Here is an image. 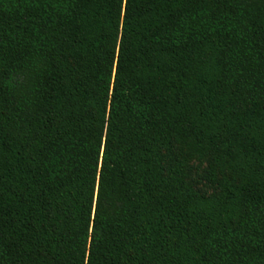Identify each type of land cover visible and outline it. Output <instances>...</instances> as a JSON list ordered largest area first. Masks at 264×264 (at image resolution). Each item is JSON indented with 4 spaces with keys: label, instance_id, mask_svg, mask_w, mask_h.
Returning <instances> with one entry per match:
<instances>
[{
    "label": "trees",
    "instance_id": "obj_1",
    "mask_svg": "<svg viewBox=\"0 0 264 264\" xmlns=\"http://www.w3.org/2000/svg\"><path fill=\"white\" fill-rule=\"evenodd\" d=\"M0 264H264V0H0Z\"/></svg>",
    "mask_w": 264,
    "mask_h": 264
},
{
    "label": "rangeland",
    "instance_id": "obj_2",
    "mask_svg": "<svg viewBox=\"0 0 264 264\" xmlns=\"http://www.w3.org/2000/svg\"><path fill=\"white\" fill-rule=\"evenodd\" d=\"M190 181L191 183L205 194H209L215 190V185L211 184L208 175L207 161L194 160L190 162Z\"/></svg>",
    "mask_w": 264,
    "mask_h": 264
}]
</instances>
